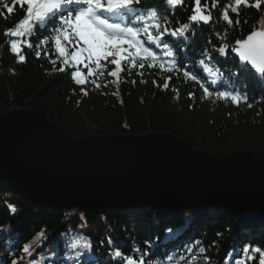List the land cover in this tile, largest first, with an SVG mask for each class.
<instances>
[{
  "label": "trees",
  "instance_id": "16d2710c",
  "mask_svg": "<svg viewBox=\"0 0 264 264\" xmlns=\"http://www.w3.org/2000/svg\"><path fill=\"white\" fill-rule=\"evenodd\" d=\"M123 2L129 7L112 5L114 15L146 26L96 53L75 25L83 0H0V114L40 108L74 136L174 132L221 155L264 149V74L233 52L235 41L264 30V0ZM205 6L209 25L192 17ZM125 258L264 264V215L219 206L49 208L0 177V264Z\"/></svg>",
  "mask_w": 264,
  "mask_h": 264
},
{
  "label": "water",
  "instance_id": "95a60500",
  "mask_svg": "<svg viewBox=\"0 0 264 264\" xmlns=\"http://www.w3.org/2000/svg\"><path fill=\"white\" fill-rule=\"evenodd\" d=\"M192 16L206 25L213 20L208 7ZM233 50L264 73V30L237 40ZM0 177L50 208L219 206L264 215V149L221 155L174 132L74 136L40 108L0 114Z\"/></svg>",
  "mask_w": 264,
  "mask_h": 264
},
{
  "label": "bare ground",
  "instance_id": "6f19581e",
  "mask_svg": "<svg viewBox=\"0 0 264 264\" xmlns=\"http://www.w3.org/2000/svg\"><path fill=\"white\" fill-rule=\"evenodd\" d=\"M35 203V202H34ZM37 204V203H36ZM39 205V204H38ZM40 206H43V205H40ZM146 206V205H145ZM43 207H47V206H43ZM50 208V207H49ZM105 208H107V207H105Z\"/></svg>",
  "mask_w": 264,
  "mask_h": 264
},
{
  "label": "rangeland",
  "instance_id": "374dc122",
  "mask_svg": "<svg viewBox=\"0 0 264 264\" xmlns=\"http://www.w3.org/2000/svg\"><path fill=\"white\" fill-rule=\"evenodd\" d=\"M235 215V214H234ZM237 215V214H236Z\"/></svg>",
  "mask_w": 264,
  "mask_h": 264
}]
</instances>
